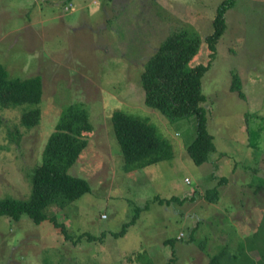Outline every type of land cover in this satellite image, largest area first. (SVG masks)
Masks as SVG:
<instances>
[{
    "label": "rangeland",
    "instance_id": "obj_1",
    "mask_svg": "<svg viewBox=\"0 0 264 264\" xmlns=\"http://www.w3.org/2000/svg\"><path fill=\"white\" fill-rule=\"evenodd\" d=\"M92 1L0 0V64L10 79L37 75L42 83L36 126L21 122L29 105H0V199L29 198L33 169L67 105L86 109L92 126L84 133L88 148L68 170L86 179L90 192L48 213L73 239L48 221L0 216V264H208L223 247H242L252 264H264V0H236L225 14L202 79L217 149L202 166L187 153L195 117L170 121L145 105L140 74L175 25H192L202 38L190 65L207 63L205 38L223 0ZM83 3L89 7L79 10ZM233 70L246 99L229 90ZM116 110L154 124L174 157L140 170L125 166L111 124ZM216 187L214 204L205 196ZM155 197L194 200L160 206ZM147 204L123 235L111 234L133 207ZM104 231L102 242L86 235ZM168 237H176L174 245L164 244Z\"/></svg>",
    "mask_w": 264,
    "mask_h": 264
},
{
    "label": "trees",
    "instance_id": "obj_2",
    "mask_svg": "<svg viewBox=\"0 0 264 264\" xmlns=\"http://www.w3.org/2000/svg\"><path fill=\"white\" fill-rule=\"evenodd\" d=\"M235 1H221L214 13L213 31L205 38L211 49V59L207 63L190 65L191 59L198 53L202 38L192 25H175L160 41L153 55L146 59L140 74L145 105L158 110L170 121L195 117L196 137L188 145L187 153L197 166L207 163L210 155L217 151L214 136L208 129L207 109L204 106L206 95L203 93L202 79L216 57L217 42L226 29L225 14ZM230 79L229 90L235 92L241 99H246L242 91L241 78L235 70L231 71ZM41 95L40 76L10 79L6 68L0 64V105L3 107L29 105L21 117L23 126L32 128L38 124L40 110L36 104L40 102ZM111 124L125 166L133 165L140 170L174 157L168 140L159 137L155 125L147 119L116 110L111 114ZM91 131L92 126L86 109L78 103H71L62 109L54 130L46 140L40 164L33 169L29 198L0 199V216L7 215L19 220L21 215L25 214L34 223L48 221L65 239H73L67 231L66 224L59 220L55 213H48L50 208L64 209L90 192L88 181L69 175L68 170L80 160L88 148L89 138L84 133ZM220 182L225 183L226 180L221 179ZM219 195L216 187L207 191L205 198L216 204ZM193 200V198L181 200L177 197L162 200L155 197L153 202L160 206H168L173 202L183 205ZM148 207L149 204L144 207H133L131 218L111 234L123 235L127 227L137 221L141 212ZM196 228L197 226L189 235L190 242L194 240ZM104 233L105 231L101 235L90 233L86 235L88 239H99L102 242ZM82 236L79 235L73 242H79ZM175 240L176 237L165 238L164 244L174 245ZM251 261L253 260L242 247L239 249L223 247L218 254L211 256L208 264H252ZM136 262L138 263L137 259Z\"/></svg>",
    "mask_w": 264,
    "mask_h": 264
},
{
    "label": "crops",
    "instance_id": "obj_3",
    "mask_svg": "<svg viewBox=\"0 0 264 264\" xmlns=\"http://www.w3.org/2000/svg\"><path fill=\"white\" fill-rule=\"evenodd\" d=\"M92 3H94V0L90 3V6H91V4ZM89 7V4H86V3H83V4H81L80 6H79V10H84L85 8H88ZM72 9H73V7H72ZM71 9V10H72ZM74 10H75V8H74ZM73 10V11H74Z\"/></svg>",
    "mask_w": 264,
    "mask_h": 264
},
{
    "label": "built area",
    "instance_id": "obj_4",
    "mask_svg": "<svg viewBox=\"0 0 264 264\" xmlns=\"http://www.w3.org/2000/svg\"><path fill=\"white\" fill-rule=\"evenodd\" d=\"M103 217H104V215H103Z\"/></svg>",
    "mask_w": 264,
    "mask_h": 264
}]
</instances>
